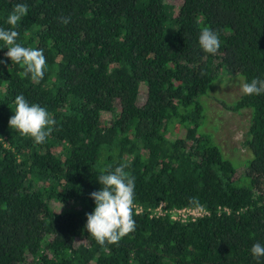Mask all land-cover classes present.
Listing matches in <instances>:
<instances>
[{
  "label": "trees",
  "instance_id": "16d2710c",
  "mask_svg": "<svg viewBox=\"0 0 264 264\" xmlns=\"http://www.w3.org/2000/svg\"><path fill=\"white\" fill-rule=\"evenodd\" d=\"M18 3L17 42L43 49L47 67L38 83L21 78L0 41V264H264L251 254L264 245V94L230 106L251 110L242 178L202 130L201 101L220 69L264 79V0H182L176 12L167 0H0V27ZM204 27L215 55L199 47ZM18 94L56 121L45 142L9 128ZM121 164L135 177V231L102 247L84 228L90 193ZM160 204L208 214L152 215Z\"/></svg>",
  "mask_w": 264,
  "mask_h": 264
},
{
  "label": "clouds",
  "instance_id": "9594fccd",
  "mask_svg": "<svg viewBox=\"0 0 264 264\" xmlns=\"http://www.w3.org/2000/svg\"><path fill=\"white\" fill-rule=\"evenodd\" d=\"M28 6L18 3L7 17V24L11 27H0V41L7 49L5 56L12 65H19L23 70L19 73L21 78L29 77L33 82L44 78L47 60L44 50L25 47L18 43L19 33L15 30L21 19L27 15ZM69 18H60L62 24H67ZM220 39L216 32L209 27L201 29L199 47L208 54L215 55L220 48ZM0 65L6 61L0 59ZM244 95L264 94V79L253 78L251 82L239 85ZM14 115L9 118L8 126L22 137L31 138L34 143L41 144L51 135L56 121L46 108L36 103H29L23 94H18L14 100ZM127 166L121 164L114 169H105L98 177L101 188L90 193L94 200L93 212L86 214L87 222L84 228L97 244H117L126 235L135 231L133 207L135 200V177L125 171ZM194 199V198H193ZM252 256L259 261L264 257V245L255 243L251 247Z\"/></svg>",
  "mask_w": 264,
  "mask_h": 264
},
{
  "label": "rangeland",
  "instance_id": "374dc122",
  "mask_svg": "<svg viewBox=\"0 0 264 264\" xmlns=\"http://www.w3.org/2000/svg\"><path fill=\"white\" fill-rule=\"evenodd\" d=\"M167 2L173 5L176 12L182 0H167ZM243 82L241 75L220 69L219 75L209 86L208 93L201 98L206 115L202 130L212 135L225 155L238 167L237 172L240 178L244 176L245 163L249 157L244 141L247 136L251 110L233 111L230 106L242 94L239 85ZM144 100L145 93L141 91L137 102L141 105ZM104 117L110 120L111 114L104 113ZM170 126L168 134L175 137V133L180 131V125ZM53 204L55 205L54 202ZM76 243L86 242L83 239H77Z\"/></svg>",
  "mask_w": 264,
  "mask_h": 264
},
{
  "label": "built area",
  "instance_id": "2783aa9c",
  "mask_svg": "<svg viewBox=\"0 0 264 264\" xmlns=\"http://www.w3.org/2000/svg\"><path fill=\"white\" fill-rule=\"evenodd\" d=\"M150 212L152 215L156 216L168 214L171 220L180 222L193 221L199 217L208 214L207 210L201 206L174 208L172 210L166 211L163 208V204H160L157 208L150 210Z\"/></svg>",
  "mask_w": 264,
  "mask_h": 264
}]
</instances>
